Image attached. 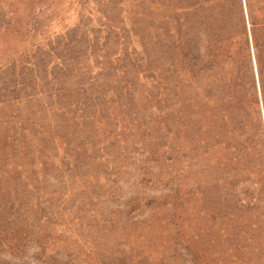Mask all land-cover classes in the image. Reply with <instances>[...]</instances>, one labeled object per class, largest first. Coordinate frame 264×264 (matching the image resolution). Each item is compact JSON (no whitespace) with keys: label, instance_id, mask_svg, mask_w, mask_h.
<instances>
[{"label":"rangeland","instance_id":"374dc122","mask_svg":"<svg viewBox=\"0 0 264 264\" xmlns=\"http://www.w3.org/2000/svg\"><path fill=\"white\" fill-rule=\"evenodd\" d=\"M159 14L158 0H0V261L206 264L171 97L138 81L128 114L115 100L102 114L55 109L54 49L69 28L80 19L91 40L124 24L158 66Z\"/></svg>","mask_w":264,"mask_h":264},{"label":"trees","instance_id":"16d2710c","mask_svg":"<svg viewBox=\"0 0 264 264\" xmlns=\"http://www.w3.org/2000/svg\"><path fill=\"white\" fill-rule=\"evenodd\" d=\"M158 5V66L143 56L141 34L130 36L124 24L111 32L109 23L91 40L80 19L66 31L54 49L53 70L60 65L63 77L52 76L63 100L55 109L102 114L115 100L128 114L138 81L161 88L171 97V130L189 155L192 195L205 211V263L264 264V0ZM42 204L39 220H49Z\"/></svg>","mask_w":264,"mask_h":264}]
</instances>
